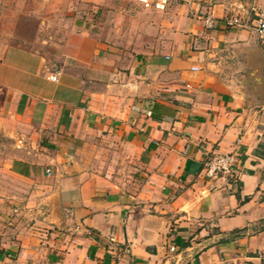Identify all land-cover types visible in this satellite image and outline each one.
Listing matches in <instances>:
<instances>
[{"label": "crops", "instance_id": "0c3cea01", "mask_svg": "<svg viewBox=\"0 0 264 264\" xmlns=\"http://www.w3.org/2000/svg\"><path fill=\"white\" fill-rule=\"evenodd\" d=\"M70 5L4 46L0 264H264V0Z\"/></svg>", "mask_w": 264, "mask_h": 264}, {"label": "rangeland", "instance_id": "374dc122", "mask_svg": "<svg viewBox=\"0 0 264 264\" xmlns=\"http://www.w3.org/2000/svg\"><path fill=\"white\" fill-rule=\"evenodd\" d=\"M71 2L72 0H0V78L3 72L4 46L30 40V48L48 51L51 49L50 45L61 42L63 29H59L57 23L68 19V11L64 8L71 6ZM57 6H60V9L56 11ZM39 22L42 23L41 29H38ZM42 42H45L44 46L41 45ZM0 198L3 199L0 203V216H2L4 214V88L1 87V82ZM0 230H4L2 223Z\"/></svg>", "mask_w": 264, "mask_h": 264}, {"label": "built area", "instance_id": "2783aa9c", "mask_svg": "<svg viewBox=\"0 0 264 264\" xmlns=\"http://www.w3.org/2000/svg\"><path fill=\"white\" fill-rule=\"evenodd\" d=\"M139 4L144 9L153 12H166L171 6L174 0H132ZM257 20L255 21L256 34L264 47V13L257 14ZM205 26L208 29H212L216 24V15L214 12L208 13L204 18ZM225 24L228 27H245V23L238 16L225 17ZM52 81H57V76H51ZM238 157L235 154H216L205 163V175L209 179H218L224 176H230L237 172Z\"/></svg>", "mask_w": 264, "mask_h": 264}]
</instances>
